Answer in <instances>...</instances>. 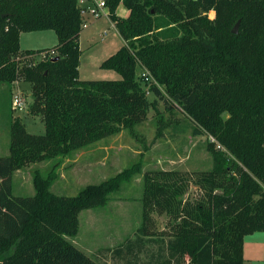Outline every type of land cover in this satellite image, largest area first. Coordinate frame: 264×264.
<instances>
[{
  "label": "trees",
  "instance_id": "16d2710c",
  "mask_svg": "<svg viewBox=\"0 0 264 264\" xmlns=\"http://www.w3.org/2000/svg\"><path fill=\"white\" fill-rule=\"evenodd\" d=\"M120 3L129 16L117 13ZM107 4L125 44L101 66L116 70L119 79L80 77L84 14L78 0H0V84L7 86L0 103L8 101L11 129L9 152L0 155V264H100L72 240L79 215L106 203L141 168L89 184L75 196L52 190L61 158L47 171L33 170L31 195L15 193L14 174L142 123L152 102L139 67L150 72L151 88L169 110L177 103L188 115L194 135L215 139L209 150L216 157L214 168L200 173L203 195L195 202L184 198L189 182L183 173L144 172L138 240L157 234L155 213L174 221L169 238L161 240L162 254L149 264H244L245 237L264 231V0ZM48 29L58 34L60 58L20 66L18 55L49 48L22 50L21 33ZM18 77L32 83L31 112L42 117L44 134L28 132L23 118L13 115Z\"/></svg>",
  "mask_w": 264,
  "mask_h": 264
},
{
  "label": "rangeland",
  "instance_id": "374dc122",
  "mask_svg": "<svg viewBox=\"0 0 264 264\" xmlns=\"http://www.w3.org/2000/svg\"><path fill=\"white\" fill-rule=\"evenodd\" d=\"M122 10L127 11L128 8L120 3L117 12L123 13ZM109 11L107 7L101 16L97 17L91 12L84 15L89 26L83 27L80 36L82 79L121 78L116 70L101 66L125 41L109 17ZM208 17L214 19L216 11L211 10ZM57 41L58 34L51 29L22 32L20 36L22 48L52 47ZM144 71V68L139 67L137 74L152 107L142 123L123 125L117 133L76 149L68 156L28 163L16 169L14 174L15 193L31 195L35 192L33 170L41 168L47 171L61 158L62 162L57 168L60 175L52 190L58 194L75 196L89 184L118 177L132 167L141 168L130 180L122 182L118 190L110 192L106 203L84 209L79 215V230L72 240L100 264H149L156 262L163 252L164 243L161 240L169 238L174 224L167 214L155 213L154 231L157 234L138 240L143 222L144 172L164 170L183 173L189 182L184 198L195 202L203 195L197 184L200 173L214 168L216 164V157L209 150L210 141L215 139L208 134L194 135L192 120L177 103L169 110L170 103L157 97L151 88L154 78L150 76L145 79ZM20 77L13 82V96L22 93L25 105L22 110L13 109V115L23 118L28 132L44 134L46 127L42 117L31 112V105L35 102L32 83ZM6 88V84H0V95ZM161 88L164 90L163 86ZM9 112L8 101L2 99L0 155L8 153L11 144V129L7 119ZM225 151L230 155L227 149ZM118 248L123 251L118 253Z\"/></svg>",
  "mask_w": 264,
  "mask_h": 264
},
{
  "label": "built area",
  "instance_id": "2783aa9c",
  "mask_svg": "<svg viewBox=\"0 0 264 264\" xmlns=\"http://www.w3.org/2000/svg\"><path fill=\"white\" fill-rule=\"evenodd\" d=\"M79 6L83 9V14L85 15L87 12H91L93 15L101 16L105 8L108 7L107 0H78ZM89 24L86 22L84 18L83 27H88ZM58 51L54 47L47 48L42 51H36L34 53H23L16 57V60L20 64V66H33L37 63V61L46 60L50 57H56ZM146 71L143 72V76L145 79H149L151 76L150 72L144 68ZM152 77V76H151ZM153 78V77H152ZM25 105V100L23 99L22 93L14 94L13 96V109L22 110Z\"/></svg>",
  "mask_w": 264,
  "mask_h": 264
},
{
  "label": "crops",
  "instance_id": "0c3cea01",
  "mask_svg": "<svg viewBox=\"0 0 264 264\" xmlns=\"http://www.w3.org/2000/svg\"><path fill=\"white\" fill-rule=\"evenodd\" d=\"M122 11H123V13H120V11H118L117 13L121 16H124V17L129 16V14H130L129 9L127 11H125V10H122ZM112 22L116 26V24L113 20H112ZM116 28H117V26H116ZM57 43H58V41H57ZM56 44L52 47H55ZM124 44H125V41H124ZM44 48H47V47H44ZM21 49L22 50H28L31 48H22V46H21ZM244 257H245L244 264H264V231L255 232V233L249 234L245 237Z\"/></svg>",
  "mask_w": 264,
  "mask_h": 264
},
{
  "label": "water",
  "instance_id": "95a60500",
  "mask_svg": "<svg viewBox=\"0 0 264 264\" xmlns=\"http://www.w3.org/2000/svg\"><path fill=\"white\" fill-rule=\"evenodd\" d=\"M240 24H241V20H239L237 23H236V25H235V27L233 28V31L235 32V33H238V31H239V27H240ZM60 58V56H56V57H54L52 60H58Z\"/></svg>",
  "mask_w": 264,
  "mask_h": 264
}]
</instances>
